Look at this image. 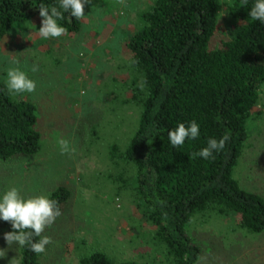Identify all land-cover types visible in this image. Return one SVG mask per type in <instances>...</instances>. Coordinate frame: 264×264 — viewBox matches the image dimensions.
Wrapping results in <instances>:
<instances>
[{
  "label": "trees",
  "instance_id": "16d2710c",
  "mask_svg": "<svg viewBox=\"0 0 264 264\" xmlns=\"http://www.w3.org/2000/svg\"><path fill=\"white\" fill-rule=\"evenodd\" d=\"M255 2L227 0L234 27L218 45L212 41L218 32L221 0H155L128 37L126 48L144 82L143 89L132 88L140 115L124 146L113 139L110 158L123 167L115 176L120 185L115 196L133 190L143 218L155 227L150 237L156 244L153 252L164 256L157 264H197L202 250L187 230L196 215L216 214L229 222L237 218L245 234L264 233V197L242 187L235 177L249 136L248 122L262 114L264 23L248 16ZM40 4L59 9L60 0H0V41L41 18ZM57 22L67 33L81 29V20L68 12ZM22 94L10 92L0 82L3 161L35 156L41 150L38 107L22 99ZM192 121L199 125V137L173 147L169 131ZM225 133L230 138L221 152L213 153L214 158H192L210 138L219 140ZM71 196L69 188L59 186L47 198L57 201L63 214ZM0 241L7 244L4 238ZM18 250L19 264H40V254L30 246ZM81 264L137 263H115L107 253L96 251L83 255Z\"/></svg>",
  "mask_w": 264,
  "mask_h": 264
},
{
  "label": "rangeland",
  "instance_id": "374dc122",
  "mask_svg": "<svg viewBox=\"0 0 264 264\" xmlns=\"http://www.w3.org/2000/svg\"><path fill=\"white\" fill-rule=\"evenodd\" d=\"M221 1L213 45L234 27L227 0ZM154 2L92 0L85 4L76 33L42 38V18H34L0 41V82L6 83L12 67L35 81V92L21 98L37 105L43 135L37 155L0 160V199L13 187L25 200L48 197L59 186L72 193L64 213L44 231L51 243L40 254V264H81L83 255L96 251L107 253L115 263L157 264L164 258L154 255L156 244L150 237L155 227L143 218L133 190L115 196L120 186L115 176L123 167L110 158L113 139L124 146L139 119L132 88L142 77L126 43ZM34 65L36 72L31 70ZM259 108L260 117L248 122L249 136L235 177L242 187L264 197V87ZM61 139L75 152L62 155ZM215 215H196L188 225L190 237L202 250L197 264H264V233L245 234L237 218L229 222ZM11 231V223L0 219V239ZM18 249L16 243L0 241V264H19Z\"/></svg>",
  "mask_w": 264,
  "mask_h": 264
},
{
  "label": "clouds",
  "instance_id": "9594fccd",
  "mask_svg": "<svg viewBox=\"0 0 264 264\" xmlns=\"http://www.w3.org/2000/svg\"><path fill=\"white\" fill-rule=\"evenodd\" d=\"M92 0H60L59 9L56 6L48 7L44 4L39 5V16L41 19V27L38 34L42 38L55 37L58 38L67 33V29L58 24V20L63 19V12L70 13L71 17L81 20L85 17V4H90ZM62 9L63 12L60 10ZM248 16L252 20H258L264 23V0H256L255 4L248 12ZM18 63V61H13ZM33 72L38 71L37 66L31 69ZM7 87L14 94L32 93L36 90L35 81L28 78L24 71L19 68L12 67L7 71ZM141 89L144 82L138 85ZM81 92V95H84ZM199 137V125L196 121H192L190 125L185 126L184 123L168 133V139L173 147H181L186 139H197ZM230 134L225 133L219 140L210 138L207 146L199 152L192 153V158L201 157L203 159L214 158L213 153L221 152L229 140ZM61 154L74 153L75 149L71 147L66 139L58 141ZM61 209L58 202L44 196L30 199H23L18 190L13 187L8 190L0 199V219L10 222L13 231L4 233V240L10 246L13 243L23 247L30 246V250L36 254H42L46 251V246L51 243V238L42 237L46 227H50L55 220L61 215ZM34 237H42L38 241H34Z\"/></svg>",
  "mask_w": 264,
  "mask_h": 264
}]
</instances>
